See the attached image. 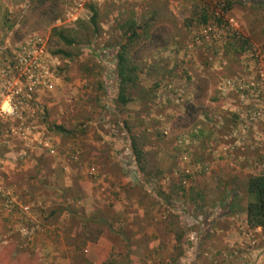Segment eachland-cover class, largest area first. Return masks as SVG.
<instances>
[{
    "label": "rangeland",
    "instance_id": "obj_1",
    "mask_svg": "<svg viewBox=\"0 0 264 264\" xmlns=\"http://www.w3.org/2000/svg\"><path fill=\"white\" fill-rule=\"evenodd\" d=\"M50 1L53 21L51 6L0 0V264H264L244 214L220 218L227 242L207 229L228 201L244 209L246 178L264 171V0ZM128 18L148 37L127 48L137 78L121 106ZM78 20L74 46L50 36Z\"/></svg>",
    "mask_w": 264,
    "mask_h": 264
},
{
    "label": "trees",
    "instance_id": "obj_2",
    "mask_svg": "<svg viewBox=\"0 0 264 264\" xmlns=\"http://www.w3.org/2000/svg\"><path fill=\"white\" fill-rule=\"evenodd\" d=\"M30 2L36 3L35 5H32V9H36V7L48 5L47 7V15L49 16L50 21H53L57 19V17L60 14L59 10L55 9L54 4L50 0H29ZM224 7L223 10L227 11L230 8V2L227 0H223ZM34 4V3H33ZM45 8V9H46ZM89 9L91 10V17L89 19V23L95 27V17L96 13L94 11V8L92 6H89ZM202 14L198 18V22L201 25H204L208 19V16L204 11L201 12ZM45 13H42L44 15ZM3 25L6 26V29L11 28V24H9V21L7 19L3 22ZM85 23L78 20L75 22L74 28H51L49 30L50 36L55 38L56 41L61 43L63 46L69 48L71 46H74L76 44V38L78 35V31L80 29H84ZM148 23L143 22L142 24L138 25L132 18H128L125 21H123L119 25V29L122 31L124 42L118 46V49L114 51L113 59L115 62V78H116V89L117 93L114 98L115 102H117L119 105L124 106L129 102V98L126 97L125 91L127 85H133L137 75L135 70L137 69L136 66L132 64V62L129 60V56L127 55V48H130L134 42L139 40L141 36L144 38L148 37ZM77 29V30H76ZM95 31V29H93ZM242 41L241 43V50H243L246 47V41L243 39H240ZM51 54L54 56H60L63 58H71V54L62 49L58 48L51 52ZM123 125L125 127V130L128 131V127H126V123L123 122ZM50 130H54L61 134H71L68 131H65L59 126H52ZM201 131H198V135ZM134 136H129L128 139V149L131 153L133 163L137 165L136 172L140 173L143 171V167L139 165L140 157H141V150L137 148V145L135 143ZM183 178H187V176L183 175ZM176 191L181 192L183 194L185 192L184 186L181 184V181H178ZM224 195L223 197H227V195L230 193L231 190L227 189L226 185L223 189ZM189 192H191L193 195L190 197V203L193 205H196L198 201H200L201 197L199 193H193L192 189H189ZM246 195V202L244 209H240V207H236V205L233 203V200L229 203L227 206V212L231 214H236L235 211L241 210L245 215V225L248 229H258L261 232H264V171H262L259 174L251 175L246 178V181L244 183V191ZM225 200V199H224ZM221 203V202H220ZM185 240V230L180 228L178 232L175 233V241L179 243H183Z\"/></svg>",
    "mask_w": 264,
    "mask_h": 264
},
{
    "label": "crops",
    "instance_id": "obj_3",
    "mask_svg": "<svg viewBox=\"0 0 264 264\" xmlns=\"http://www.w3.org/2000/svg\"><path fill=\"white\" fill-rule=\"evenodd\" d=\"M229 203H230V202L228 201L226 205L228 206ZM227 206L225 207V210H226ZM219 212H220V211H219ZM226 212H227V211H225L224 214H223V213H222V214L219 213V214H218L219 216H217V219L215 218L214 220L210 221V223L207 225V229L209 230V232H214V233L220 235L224 242H227V240H228L227 238H228V237H225V234H229L230 230H232V226H231L230 223H227V222H226V225H225V223H224V224H222L221 226H218V227H220V228H218V227H216V226H217L219 220H221L220 218H221V217H224V215H226ZM227 213H228V212H227ZM237 213H239L241 216H243L242 214H244L241 210H238ZM228 215H231V213H228ZM211 218H212V217H211ZM226 231H227V232H226ZM185 234H187V232H185ZM171 237H172V236H171ZM170 243L173 244V243H174L173 240H172V242H170Z\"/></svg>",
    "mask_w": 264,
    "mask_h": 264
},
{
    "label": "built area",
    "instance_id": "obj_4",
    "mask_svg": "<svg viewBox=\"0 0 264 264\" xmlns=\"http://www.w3.org/2000/svg\"><path fill=\"white\" fill-rule=\"evenodd\" d=\"M25 61H26L25 58H20V59H19V63H21V62L25 63ZM26 72H27V71H26ZM24 75H25V73H24ZM27 78L31 79V74H30L29 76H27ZM226 85L229 86L230 83H229V82H226ZM18 92H19V91L17 90V91L14 92V94H18Z\"/></svg>",
    "mask_w": 264,
    "mask_h": 264
},
{
    "label": "clouds",
    "instance_id": "obj_5",
    "mask_svg": "<svg viewBox=\"0 0 264 264\" xmlns=\"http://www.w3.org/2000/svg\"><path fill=\"white\" fill-rule=\"evenodd\" d=\"M4 107L7 108V110H8L9 112H11V108H10V107H8L7 105H5Z\"/></svg>",
    "mask_w": 264,
    "mask_h": 264
}]
</instances>
